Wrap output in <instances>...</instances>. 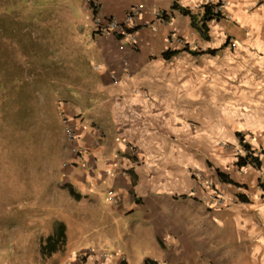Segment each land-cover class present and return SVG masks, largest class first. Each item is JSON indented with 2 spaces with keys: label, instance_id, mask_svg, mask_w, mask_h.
Masks as SVG:
<instances>
[{
  "label": "crops",
  "instance_id": "crops-1",
  "mask_svg": "<svg viewBox=\"0 0 264 264\" xmlns=\"http://www.w3.org/2000/svg\"><path fill=\"white\" fill-rule=\"evenodd\" d=\"M210 1L224 2L225 18L209 24V38L205 39L192 27L190 16L174 9V0H100L99 15L120 23L132 8L143 7L134 31L137 41L133 46L122 33H100L92 20L102 59L97 73L105 97L100 99L106 104V97L111 98L113 109L102 107L101 113H92L95 128L102 119L106 120L105 129L96 128L97 132L91 133L78 125L76 144L82 154H71L75 167H66L65 177L56 182L55 197L85 205L94 201L88 179L97 184L108 181L115 192L110 214L115 221L126 219L139 225L129 247L118 240L116 252L108 255L81 246L79 254L59 258L60 264H135L139 253L145 264L150 260L158 264H264V185L260 182L264 177V0L177 2L181 8L200 14ZM170 41L176 42L175 47ZM182 42L200 55L184 52L171 61L161 58L170 47L184 49ZM110 71L118 77V85ZM206 73L220 77L208 80ZM99 106L98 101L95 107ZM83 110L77 106L69 114L82 119ZM190 120L227 121L224 132L216 123L209 127L215 135L225 136V142L220 140L214 147L218 169L241 186L220 182L226 198L223 204L217 202L222 195L204 191L206 183L191 177ZM237 133L258 153L263 152L261 169L234 166L237 156L243 154ZM98 136L101 139L97 140ZM134 148L136 155L132 154ZM113 155L117 160L110 159ZM229 163L233 164L230 168ZM80 164L92 170L78 172ZM240 193L247 202L237 198ZM43 202L51 203L47 212L56 211L52 200ZM12 231V235H4L6 242L13 241L17 232H26V227ZM143 231L151 232L160 242L154 259L144 257L143 243L137 241ZM52 232L51 228L44 230L38 240ZM134 247L142 250L137 252ZM15 253L0 243V263H32L23 251Z\"/></svg>",
  "mask_w": 264,
  "mask_h": 264
},
{
  "label": "rangeland",
  "instance_id": "rangeland-1",
  "mask_svg": "<svg viewBox=\"0 0 264 264\" xmlns=\"http://www.w3.org/2000/svg\"><path fill=\"white\" fill-rule=\"evenodd\" d=\"M91 10L88 0H0V243H6L15 255L16 250L23 251L31 264H60L59 258L79 254L81 246L110 255L117 250L115 242L121 240L129 247L137 236L138 221H115L110 214L115 192L108 181L97 184L93 178L88 179L95 202L78 205L55 197L59 188L56 182L65 177L66 167H75L68 130L76 135L78 125H83L96 133L104 128L106 120L97 121L100 125L96 129L93 114L101 113L102 107L113 109L111 98L106 97V104L100 99L105 95L99 89L96 68L102 65V59L98 37H93ZM216 76L220 77L217 73L205 74L208 80ZM98 101L101 106L95 107ZM77 106L84 109L82 119L69 114ZM215 123L224 132L226 120L189 121L194 163L190 172L192 179L206 183L204 191L223 197L214 147L225 136L212 133L210 128ZM77 168L78 172L92 170L82 164ZM222 197L223 204L226 198ZM45 200H52L55 212H47L51 203L44 204ZM59 221L65 225L66 242L70 244L54 253L53 258L43 256L42 243L60 226ZM25 227L26 232H17L13 241L3 238L12 235V229ZM50 228L53 232L38 240ZM27 231L32 232L33 239ZM139 235L137 241L143 243L144 257L154 259L159 240L152 238L151 232ZM139 255L135 264H145ZM41 258V262L36 261Z\"/></svg>",
  "mask_w": 264,
  "mask_h": 264
},
{
  "label": "trees",
  "instance_id": "trees-1",
  "mask_svg": "<svg viewBox=\"0 0 264 264\" xmlns=\"http://www.w3.org/2000/svg\"><path fill=\"white\" fill-rule=\"evenodd\" d=\"M174 9L179 10L183 15L190 16L192 27L199 32L205 39H208L209 33V24L212 21H221L225 18L222 12L217 11V8L221 6V2L212 3L208 2L203 5V10L200 14H194L188 9L181 8L178 4V0H174ZM165 17V14H164ZM189 53L194 56H199L200 54L197 51H193L189 46L184 49L171 50L167 49L162 54L161 58L165 61H171L173 58L180 56L182 53ZM209 53L214 54L215 51H210ZM239 144L243 149V155L239 154L237 160L235 161V166L240 169H245L247 167H254L255 169H261L262 167V155L263 152H257L252 146L246 141V138L241 133L236 134ZM217 175L222 183L234 185L236 187H241L238 183L234 182L229 174L222 172L220 169L216 170ZM237 198L241 202H247L248 198L244 194H237ZM59 227L50 235L46 241L42 243V253L43 256H52L54 253L63 251L66 247V229L63 223H59ZM148 264H156L155 262L148 261Z\"/></svg>",
  "mask_w": 264,
  "mask_h": 264
},
{
  "label": "built area",
  "instance_id": "built-area-1",
  "mask_svg": "<svg viewBox=\"0 0 264 264\" xmlns=\"http://www.w3.org/2000/svg\"><path fill=\"white\" fill-rule=\"evenodd\" d=\"M88 2L91 5V7L94 10V12L96 13V16L94 18L95 29H97V30H99L101 32H104V33L105 32H110V33L119 32V33H122L123 36H125V38H128L129 42L133 46H135L137 40H136V36H135L134 31L138 28V25H139L138 22L136 23V20H137V17H138L137 14L142 11V8H143L142 6H138V7L132 8L131 11H130V15L127 16L126 19L122 23H120L115 18L105 19V18H103V17H101L99 15L100 7H101L100 0H88ZM220 2H221L222 5L217 8V11H220V12L223 13L225 4H224L223 1H220ZM130 24H132V27L129 26ZM174 43H176V42L170 41V45L172 47H175V46H173V45H175ZM181 45H184L185 47L188 46V45H185L184 42H182ZM169 49H171V47ZM96 69L99 70V68H96ZM109 74H110V77L112 78L113 83L115 85H118L119 84V79L116 76V74L114 72H110ZM67 135H68V142L72 146L73 152L78 154L80 152V148L75 144V142L77 140V135L74 134L72 129L68 130V134ZM260 182L264 185V177H262L260 179ZM217 199H218L217 200L218 204H221L223 202V200H221L219 198V196H218ZM160 264H167V263H160Z\"/></svg>",
  "mask_w": 264,
  "mask_h": 264
},
{
  "label": "clouds",
  "instance_id": "clouds-1",
  "mask_svg": "<svg viewBox=\"0 0 264 264\" xmlns=\"http://www.w3.org/2000/svg\"><path fill=\"white\" fill-rule=\"evenodd\" d=\"M88 4H89V2H88ZM89 6H90V8L92 9V7H91V5L89 4ZM92 11H93V26H94V18H95V16H96V13L94 12V10L92 9ZM94 28H95V26H94ZM96 31H98V32H100V33H102L101 31H99V30H97V29H95ZM172 50V49H171ZM177 50V49H176ZM97 68H99V70H100V67H97ZM97 70V69H96ZM99 70H97V71H99ZM110 72H112V71H110ZM109 72V73H110ZM77 135V134H76ZM75 144H76V142H75ZM79 148H80V152L78 153V154H76V153H74L73 152V154L74 155H76V156H80L81 154H82V148L78 145V144H76ZM136 149L134 148V151H132V154L133 155H136ZM156 264H158V263H156ZM160 264V263H159Z\"/></svg>",
  "mask_w": 264,
  "mask_h": 264
}]
</instances>
